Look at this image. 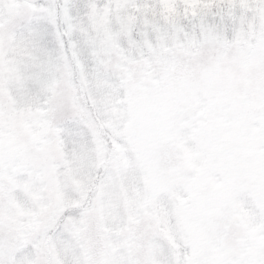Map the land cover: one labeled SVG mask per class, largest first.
I'll use <instances>...</instances> for the list:
<instances>
[{
	"label": "snow or ice",
	"instance_id": "1",
	"mask_svg": "<svg viewBox=\"0 0 264 264\" xmlns=\"http://www.w3.org/2000/svg\"><path fill=\"white\" fill-rule=\"evenodd\" d=\"M0 264H264V0H0Z\"/></svg>",
	"mask_w": 264,
	"mask_h": 264
}]
</instances>
